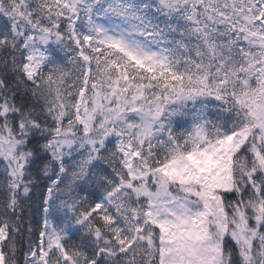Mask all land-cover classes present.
Returning <instances> with one entry per match:
<instances>
[{
  "label": "snow or ice",
  "instance_id": "snow-or-ice-1",
  "mask_svg": "<svg viewBox=\"0 0 264 264\" xmlns=\"http://www.w3.org/2000/svg\"><path fill=\"white\" fill-rule=\"evenodd\" d=\"M0 264H264V0H0Z\"/></svg>",
  "mask_w": 264,
  "mask_h": 264
}]
</instances>
